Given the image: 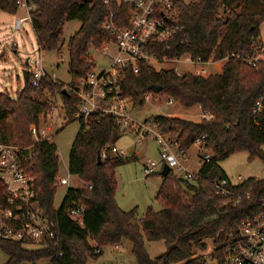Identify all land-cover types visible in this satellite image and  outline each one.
Wrapping results in <instances>:
<instances>
[{
  "label": "trees",
  "instance_id": "1",
  "mask_svg": "<svg viewBox=\"0 0 264 264\" xmlns=\"http://www.w3.org/2000/svg\"><path fill=\"white\" fill-rule=\"evenodd\" d=\"M20 1L0 0V8L15 13ZM24 1L31 6L29 17L40 49H60L65 22L76 18L81 23L67 41L69 70L73 75L67 85L48 72L34 84L32 71L24 68L23 85L15 95L0 91V142L32 145L34 155L26 168L36 176L39 205L53 221L55 231L53 239L38 244L0 238V251L7 255L3 264L42 258L51 264H87L89 258L96 259L102 254L104 246L119 245L123 239L131 242L137 264H227L224 252L227 233L241 219L264 212V178L250 176L232 182L219 163L242 150L249 158L260 156L264 160V108L253 111L254 102L264 89V62L251 65L244 60V55L253 48L252 38L259 35L264 22V0L177 3L181 26L170 40L173 49L166 53L176 50L202 58L227 57L220 71L208 75L178 74L173 68L157 69L144 61L136 71L123 72V94L136 106L144 104L145 92L160 85L159 92L183 106L198 104L213 114L198 121L161 113L152 116L180 149H188L204 134L202 145L210 157L194 171L193 179L179 177L171 169L165 175L160 170L155 172L162 177L155 195L161 207L147 206L138 220L134 219L136 207L124 210L115 200V167L132 157L111 153V147L123 132L111 114L93 112L78 118L79 128L68 155V172L77 175L83 185L68 186L57 207L54 198L59 186L58 149L47 138L34 141L29 130L31 124L39 123L41 116L46 115L56 94L64 103L68 122L75 118L79 98L66 88L74 83L75 77L86 76L94 67L89 48H99L114 38L104 26L105 17L112 13L118 25H125L131 7L119 0ZM156 50L164 53L159 45ZM98 152H104L100 162ZM218 177L229 180L226 194L216 186ZM5 200V186L0 177V203ZM74 206L82 208L83 224L70 216L69 208ZM208 238H212L214 247L206 253ZM159 239L164 240L166 248L151 256L145 240Z\"/></svg>",
  "mask_w": 264,
  "mask_h": 264
},
{
  "label": "built area",
  "instance_id": "2",
  "mask_svg": "<svg viewBox=\"0 0 264 264\" xmlns=\"http://www.w3.org/2000/svg\"><path fill=\"white\" fill-rule=\"evenodd\" d=\"M108 1V0H105ZM131 7L128 23L118 25L113 14L105 17L104 26L110 30L114 38L103 43L99 49L102 50L109 59V64L96 71L94 67L86 76L77 77L73 84L68 85L67 91H71L78 96L79 102L75 112V117H87L93 112L111 114L119 127L123 131H134L139 135V140L147 135L152 136L158 143L159 159H151L145 162L142 171L145 175L153 174L161 170L164 163L173 170L177 176L193 179L195 170L188 164L190 156L186 150L178 148L175 141L162 131V127L152 117L143 121L136 120L129 111L128 104H133L131 98L123 94L121 81L123 72L126 69L136 71L140 62H149L154 65L157 61H182L193 64L191 72L196 75H207L210 72L215 60H225L227 57L219 59L210 56H194L190 52H172L173 46L170 44L171 38L180 29L178 22L179 0H119ZM26 6L29 13L31 8L24 0L20 1ZM28 16L19 17L15 20L12 32L17 33L22 28V23ZM253 48L244 55V60L256 65L264 62V38L259 34L252 38ZM116 47L114 52H110V45ZM161 46L164 53L159 54L156 46ZM234 54V53H232ZM180 74L179 69L173 68ZM32 71V82L38 83V79L47 71L41 65H36ZM183 73V72H182ZM53 76V75H52ZM153 91L144 93L142 99L149 100ZM174 99L168 97L167 102L173 103ZM61 107L64 103L61 99ZM54 108L51 103L47 114ZM264 108V89L256 98L253 111L256 113ZM45 115V116H46ZM201 118H210L213 114L202 110L199 114ZM44 116V117H45ZM42 116V118H44ZM46 124L33 123L29 130L34 141H39L49 137L51 122ZM205 135L197 137L193 144L197 146V155L201 154L199 163L208 160L209 152L202 145ZM111 151L120 156L124 155L117 146L111 147ZM101 153V155H103ZM32 145H18L14 142H0V177L5 186L6 200L0 203V238L22 240L29 244H38L55 236L53 221L43 212L38 201L39 188L36 185V176L27 168L26 164L33 158ZM69 174L57 176L59 185L69 184ZM229 180L225 177H218L216 186L219 192L226 194ZM233 182V181H232ZM249 196V193L247 194ZM69 214L80 224H83L81 207H70ZM118 245H115L117 248ZM97 250H99L97 248ZM225 260L227 264H264V212L251 218L241 219L236 223L233 230L229 231L224 240ZM48 264H51L48 262Z\"/></svg>",
  "mask_w": 264,
  "mask_h": 264
},
{
  "label": "rangeland",
  "instance_id": "3",
  "mask_svg": "<svg viewBox=\"0 0 264 264\" xmlns=\"http://www.w3.org/2000/svg\"><path fill=\"white\" fill-rule=\"evenodd\" d=\"M26 6L19 4L15 13H10L0 8V91L15 95L17 89L23 85V69L33 70L36 65H41L44 69L53 75L54 78L64 82L66 85L73 79L69 70V52L67 41L69 36L79 27V19H70L65 22L62 28L63 45L60 49L43 50L36 43L34 31L30 18L22 23V28L17 33L12 32L14 22L19 17L28 16ZM259 34L264 38V22L259 27ZM116 50L115 45H110V52ZM89 55L94 59V69L96 71L109 64L108 56L99 48L90 47ZM225 60H215L210 72L220 71ZM154 66L159 68H178L180 74L186 73V70L192 69L193 64L187 62H176L172 60L157 61ZM194 74V73H193ZM208 75V74H207ZM77 79L76 77L74 78ZM50 96L49 93L45 92ZM54 108L44 118H40L42 124L51 122L49 137L55 143L59 154L58 175H67L68 172V155L73 138L79 128L78 117L69 121L65 118V110L61 107V97L56 94L53 98ZM168 96L161 92H154L149 100L144 101L141 106L128 104V108L134 119L143 121L146 118L156 114H165L179 116L193 121L200 120L201 112L198 104L190 107L183 106L178 101L168 103ZM115 146L124 152V157H132L130 160L121 162L116 165L115 172L117 176V188L115 200L124 210L136 207L135 220H138L145 212L147 206L151 205L154 209L161 207L159 201L155 198L156 192L161 184L162 177L160 174L145 175L142 167L145 162L151 159H159L158 144L155 138L150 135L139 140V135L134 131H123ZM187 150L190 157L201 159V154L197 157V146L192 144ZM264 151V143L262 144ZM114 155H118L112 152ZM220 166L227 177L237 182L247 177L254 176L264 178V160L260 156L248 157L244 150L230 154L220 162ZM186 164L190 168L198 167L197 163L188 161ZM82 180L75 174H69V184L59 185L54 198L55 207L59 206L66 188L68 186H81ZM208 247L206 253H209L214 243L212 238L207 240ZM145 246L151 256L162 253L166 244L163 239L145 240ZM7 259V255L0 251V264ZM20 264H48L47 258L36 260L35 262L23 261ZM87 264H137V261L131 251V242L123 239L115 248L114 244L103 247L102 254L96 258H89Z\"/></svg>",
  "mask_w": 264,
  "mask_h": 264
},
{
  "label": "water",
  "instance_id": "4",
  "mask_svg": "<svg viewBox=\"0 0 264 264\" xmlns=\"http://www.w3.org/2000/svg\"><path fill=\"white\" fill-rule=\"evenodd\" d=\"M161 89H162V87L160 85H153L152 86V91L153 92H159V91H161ZM63 91H66V90L63 89ZM97 159H98V162H100L102 160V155H101L100 152H98V154H97ZM169 171H170L169 166L167 165V163H164L163 166H162V169L160 170V174L161 175H165Z\"/></svg>",
  "mask_w": 264,
  "mask_h": 264
},
{
  "label": "crops",
  "instance_id": "5",
  "mask_svg": "<svg viewBox=\"0 0 264 264\" xmlns=\"http://www.w3.org/2000/svg\"><path fill=\"white\" fill-rule=\"evenodd\" d=\"M199 106V105H198ZM200 107V106H199ZM200 109H201V107H200ZM168 116H173V115H169L168 114ZM158 144V143H157ZM158 149V148H157ZM158 151V150H157ZM197 152H198V149H197ZM186 153H187V150H186ZM197 157H198V155H197ZM191 159H190V161L191 162H194V163H197L198 164V167H196V168H191V169H193V170H197L198 168H199V166H200V163H199V160H197L195 157H190ZM199 158V157H198ZM162 169V168H161ZM162 179V178H161Z\"/></svg>",
  "mask_w": 264,
  "mask_h": 264
}]
</instances>
